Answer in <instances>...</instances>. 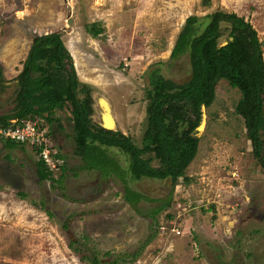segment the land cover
Instances as JSON below:
<instances>
[{
    "label": "rangeland",
    "instance_id": "1",
    "mask_svg": "<svg viewBox=\"0 0 264 264\" xmlns=\"http://www.w3.org/2000/svg\"><path fill=\"white\" fill-rule=\"evenodd\" d=\"M217 10L251 23L264 57V0H0V114L14 106L15 77L34 36L57 32L78 79L92 87V120L101 122L98 100L106 99L116 129L140 145L149 71L160 67L175 82L188 79V55L171 57L176 38L188 16L201 21ZM92 22L103 28L97 37L85 31ZM238 97L227 81L217 84L186 169L193 182L174 186L156 231L146 213L170 194V182L137 175L129 185L145 198L133 208L118 178L78 167L69 109L58 113L62 128L52 127L66 162L61 185L38 178L29 144L3 148L0 140V264H91L81 258L90 255L118 264H264V170L235 112ZM112 150L125 168L127 155Z\"/></svg>",
    "mask_w": 264,
    "mask_h": 264
},
{
    "label": "trees",
    "instance_id": "2",
    "mask_svg": "<svg viewBox=\"0 0 264 264\" xmlns=\"http://www.w3.org/2000/svg\"><path fill=\"white\" fill-rule=\"evenodd\" d=\"M222 22L228 25L223 26ZM84 26L92 37L103 31L95 22ZM223 38L226 42L221 44ZM181 54H187L189 58L190 75L185 81L175 82L166 78L160 67H154L148 73L145 127L141 144L137 145L130 135L120 130L105 129L92 120V87L78 79L60 34L51 32L34 36L15 77L14 106L11 112L0 114V129L12 126L10 119H16L15 125L19 126L27 121H37L39 127L46 124L49 140L45 145L53 148V123L62 128L58 113L69 109L67 119L72 123L73 152L82 161L78 167L99 171L101 179L118 178L123 184V198L133 208L145 198L129 185L137 175L170 182V194L146 213L151 220L149 226L156 231L159 228L157 216L171 205L174 186L179 181L185 185L193 182L186 169L198 150L196 132L201 106L207 108L212 105L221 80L227 81L239 93L235 112L243 120L249 148L264 170V57L257 31L251 23L233 12L217 10L201 21L196 15H190L176 38L171 57L177 58ZM3 78L0 63V80ZM0 140L3 148H25L29 144L34 155L44 146V143L39 147L35 142H20L2 134ZM114 148L127 155L125 168L118 155L113 153ZM53 156L55 167L41 165L37 160L34 161L35 171L41 181L52 180L61 185L66 162L58 148ZM57 170L60 172L55 179L53 174ZM166 216L172 217L170 213ZM62 228L67 230V220L62 223ZM154 235L155 232H151L139 249L131 254V260L137 258ZM81 258H88L91 264H118L119 259L102 261L95 255Z\"/></svg>",
    "mask_w": 264,
    "mask_h": 264
},
{
    "label": "built area",
    "instance_id": "3",
    "mask_svg": "<svg viewBox=\"0 0 264 264\" xmlns=\"http://www.w3.org/2000/svg\"><path fill=\"white\" fill-rule=\"evenodd\" d=\"M11 123L13 124L12 126L1 128L0 134L6 138H12L20 142L25 140H28L29 143L35 142L39 147L41 143H44V146L37 154V160L41 165L43 164L51 168L55 167V158L53 156L55 150L45 145L49 140L47 137L49 127L47 125L44 124L42 127H39L37 121H27L25 124L19 126L15 125L16 119Z\"/></svg>",
    "mask_w": 264,
    "mask_h": 264
},
{
    "label": "water",
    "instance_id": "4",
    "mask_svg": "<svg viewBox=\"0 0 264 264\" xmlns=\"http://www.w3.org/2000/svg\"><path fill=\"white\" fill-rule=\"evenodd\" d=\"M98 103L101 108V122L99 124L105 129L116 131V123L109 102L106 99L100 98ZM204 107V105L201 106V118L197 127V132H200L205 124Z\"/></svg>",
    "mask_w": 264,
    "mask_h": 264
},
{
    "label": "crops",
    "instance_id": "5",
    "mask_svg": "<svg viewBox=\"0 0 264 264\" xmlns=\"http://www.w3.org/2000/svg\"><path fill=\"white\" fill-rule=\"evenodd\" d=\"M54 145H55V147L59 148L56 141H55V137H54Z\"/></svg>",
    "mask_w": 264,
    "mask_h": 264
}]
</instances>
